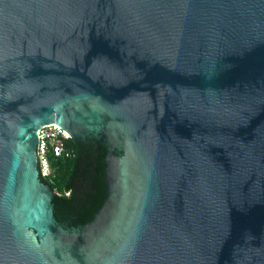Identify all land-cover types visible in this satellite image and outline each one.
<instances>
[{
  "label": "water",
  "instance_id": "95a60500",
  "mask_svg": "<svg viewBox=\"0 0 264 264\" xmlns=\"http://www.w3.org/2000/svg\"><path fill=\"white\" fill-rule=\"evenodd\" d=\"M48 123L107 148L85 224ZM0 264H264V0H0Z\"/></svg>",
  "mask_w": 264,
  "mask_h": 264
},
{
  "label": "trees",
  "instance_id": "16d2710c",
  "mask_svg": "<svg viewBox=\"0 0 264 264\" xmlns=\"http://www.w3.org/2000/svg\"><path fill=\"white\" fill-rule=\"evenodd\" d=\"M64 144L73 153L52 156L58 158L53 174L58 192L52 200L53 211L59 221H67L68 226H77L92 219L106 198L104 158L107 148L103 144L96 146L89 138L85 141L69 138ZM41 179L54 189L47 180Z\"/></svg>",
  "mask_w": 264,
  "mask_h": 264
},
{
  "label": "built area",
  "instance_id": "2783aa9c",
  "mask_svg": "<svg viewBox=\"0 0 264 264\" xmlns=\"http://www.w3.org/2000/svg\"><path fill=\"white\" fill-rule=\"evenodd\" d=\"M38 156H39V172L41 178H46L51 174L48 162V153L58 157L62 155H71V150L65 147V141L71 138L67 136L62 128L54 126H45L38 130ZM55 140V141H54ZM52 141V142H50ZM66 152V154H63Z\"/></svg>",
  "mask_w": 264,
  "mask_h": 264
},
{
  "label": "rangeland",
  "instance_id": "374dc122",
  "mask_svg": "<svg viewBox=\"0 0 264 264\" xmlns=\"http://www.w3.org/2000/svg\"><path fill=\"white\" fill-rule=\"evenodd\" d=\"M50 142H52V141H50ZM70 148H72V147H70ZM69 150H71V152L73 153L72 149H69ZM52 156L56 157V156L52 155L51 153H48L47 158H48V162H49V165H50L51 174L49 176H47L46 178H44V179L47 180V182L50 185L54 186L53 190L56 191V189H55L56 188L55 187V180H54V175L53 174H55V170H56V167H57L56 165L58 164V158H53ZM58 157H61V156H58Z\"/></svg>",
  "mask_w": 264,
  "mask_h": 264
},
{
  "label": "bare ground",
  "instance_id": "6f19581e",
  "mask_svg": "<svg viewBox=\"0 0 264 264\" xmlns=\"http://www.w3.org/2000/svg\"><path fill=\"white\" fill-rule=\"evenodd\" d=\"M45 126H54V127H56V128H61L58 124H56V123H48V124H45L43 127H45ZM63 131H64V133L67 135V136H70L69 135V132H67V130H65V129H63ZM39 132V131H38Z\"/></svg>",
  "mask_w": 264,
  "mask_h": 264
},
{
  "label": "flooded vegetation",
  "instance_id": "af4514ba",
  "mask_svg": "<svg viewBox=\"0 0 264 264\" xmlns=\"http://www.w3.org/2000/svg\"><path fill=\"white\" fill-rule=\"evenodd\" d=\"M92 140V142L94 143V144H96L95 142H94V140L93 139H91ZM83 141V140H82ZM96 146H98L97 144H96ZM62 224H64V225H66V226H68V222L67 221H60Z\"/></svg>",
  "mask_w": 264,
  "mask_h": 264
}]
</instances>
